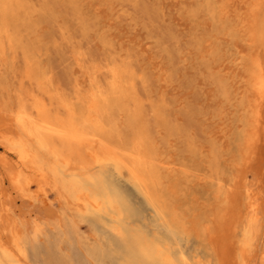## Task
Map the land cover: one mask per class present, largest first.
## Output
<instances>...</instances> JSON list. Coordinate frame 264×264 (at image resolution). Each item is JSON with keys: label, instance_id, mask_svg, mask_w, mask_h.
Returning <instances> with one entry per match:
<instances>
[{"label": "bare ground", "instance_id": "bare-ground-1", "mask_svg": "<svg viewBox=\"0 0 264 264\" xmlns=\"http://www.w3.org/2000/svg\"><path fill=\"white\" fill-rule=\"evenodd\" d=\"M44 1L39 4L38 0H0L1 63L8 64L6 52L26 49L24 38L36 37L35 17ZM199 1L210 8L212 20L220 25L214 27L216 30L228 32L231 27L243 33L239 41L243 50L237 52L225 50L217 37L207 31L201 33L203 54L217 48L228 56L221 63L214 62L218 76L210 77L220 84L216 93L224 102L225 115L239 123L229 129H233L236 142L234 155H228L235 159L221 167L226 178L218 179L217 186L211 178L210 161H205L203 151L197 149L200 144L193 147L189 131L178 133L180 128L169 125L164 119L166 113L160 110L164 107L152 109L160 119L155 132L175 130L180 138L175 150L178 155L171 152L161 135L157 140L147 129L142 97L135 91L136 72L131 62L135 53L132 49L124 50L122 44L121 49L115 50L117 59L108 66L91 68L87 93L83 84H77L73 94H60L42 72L39 78L44 83L46 98L33 97L31 108L22 106L13 117L18 136L8 144H0V164L7 169L9 183L29 205L44 203L48 188L64 214L100 225L101 231L93 224V232L106 241L109 251L83 234L77 237L94 263L104 264L107 260L108 264H254L257 259L264 262V248L258 246L262 240L264 200L260 180H249L264 137V0H249L244 14L236 12L235 0ZM86 15L91 17L90 10ZM28 19H33V24ZM85 20L84 17L82 21ZM93 27L100 32L103 43L113 47V40L106 36L110 29L100 18H96ZM25 61V77L35 78L29 61ZM103 69L107 77L100 81ZM139 76L148 89L146 83L150 78L145 73ZM220 133L224 134L223 130ZM210 139V147L221 148L213 136ZM221 156L224 157L218 154L211 158L220 160ZM193 160L195 163H191ZM105 167L123 178L137 198L154 211L157 219L150 220L149 225L158 229L159 223L161 237L135 226L141 214L140 201L133 205L107 179ZM178 192L183 193L180 199ZM2 194L0 181V264H77L73 252L56 232L61 230L59 224L49 225L35 218L27 222L12 207L1 206ZM6 198L12 203L9 196ZM202 198L208 203L202 200L195 205ZM196 213L204 218L208 245L213 246L214 259L207 253L208 262L195 256L194 246L188 245V253H184L179 245L169 244L181 243L178 227L186 228L188 219ZM190 234L197 238L193 229Z\"/></svg>", "mask_w": 264, "mask_h": 264}, {"label": "rangeland", "instance_id": "rangeland-1", "mask_svg": "<svg viewBox=\"0 0 264 264\" xmlns=\"http://www.w3.org/2000/svg\"><path fill=\"white\" fill-rule=\"evenodd\" d=\"M33 1L37 2V0ZM45 1L35 17L37 38L34 35L24 38L23 45L28 44L23 46L25 50L20 48L15 53L11 50L6 52L9 58L7 65L5 61L3 63L0 61V144H8L18 136L13 117L20 108L22 106L31 108L33 97L46 98L44 83L39 78L42 72L46 74L48 81L50 78V84L59 89L60 94H73L77 84H83L84 92L87 93L89 72L95 67L108 66L111 61L117 59L115 50L121 49L122 44L124 50L132 49L134 50L132 53H135L131 60L136 72L135 91L142 97L140 102L147 129L157 137V140L162 137L170 145L171 152L178 155V151L175 150L180 138L176 137V131L170 133L159 130L160 134L155 132L160 119L155 116L152 109L164 107L160 110L164 112L163 114L166 113L164 119L169 121V125L180 128L178 133L183 130L189 131L193 147L200 144L198 151H203L201 155L204 160L210 161L212 165L213 170L210 171H213L211 176L213 184L217 186L218 179L226 178L221 174L224 170L221 167L235 159L228 155H234L233 145L236 142L233 129L232 131L229 129L239 123L232 117L228 120L224 102L216 93V86L220 84L214 82L211 77L218 76L214 71V62L221 63L228 56L224 55L225 51L222 52L217 48L211 53L203 54L201 33L203 30L207 31L217 37L225 50L237 52L243 50V44H239L243 38L242 32L240 34L231 27L228 28V32L223 29L216 30L214 27L220 25L216 20H212L213 14L210 8L199 0ZM248 1L235 0L236 12L244 14ZM38 3L40 4L41 0H38ZM89 10L90 18L86 15ZM84 17L86 20L83 22ZM97 17L109 27L110 31L106 36L113 40V47L107 46V42L104 44L100 32L92 28ZM28 21L33 24V19ZM231 35L234 36L232 40ZM77 56L79 58L76 60ZM26 59L35 76L30 80L25 77ZM141 67L144 68L146 77L150 78L146 83L148 89L144 88L140 81L139 75L144 74ZM101 73L99 80L103 81L107 76L104 69ZM211 74L213 76L210 77ZM262 117L264 126V104ZM221 128L224 134L220 133ZM212 136L221 148L213 149L209 146ZM218 154L224 157L221 156L220 160L211 158ZM103 171L108 176L107 179L112 180L133 205L141 203L140 218L135 220V226H140L151 235H158L162 226L157 223L158 229H152L149 225L150 220L157 219L154 211L146 202L140 201L130 185L112 169L105 167ZM254 178L260 180V192L264 200V137L253 170L249 174L250 181H255ZM0 181L3 193L1 206L12 207L15 214L24 216L27 222L30 218H35L45 224H59L61 230L56 232L61 236L62 241L64 240L63 244L65 243L64 245L73 252L77 264H97L85 254L84 247L79 245L77 237L80 234L91 239L92 242L102 243L104 250L109 251L106 241L93 232V224L101 231L100 225L97 223L91 225L92 221L83 222L71 217L69 213L64 214L63 208L57 203L54 192L50 189L47 188L45 191L44 203L29 205L10 185L7 169L1 164ZM7 196L12 203L8 202ZM181 196L183 193L178 192L177 197L180 199ZM174 197L176 195L170 198L174 199ZM204 199L196 200L195 205L202 200L207 202ZM177 203H180V200ZM188 221L189 231L187 227L183 229L178 227L181 232L177 237L181 239V243L174 244L172 241L169 244L174 247L179 245L184 253H188V245L190 248L194 246L195 256L202 261L208 262L207 253L214 259L211 253L213 246L208 245L206 222L201 218V213H196ZM191 229L197 238L192 235L193 233L190 234ZM260 236L262 240L258 246L264 248V223L261 224ZM103 263L108 264L109 261L105 260ZM254 264H264V262L257 259Z\"/></svg>", "mask_w": 264, "mask_h": 264}]
</instances>
